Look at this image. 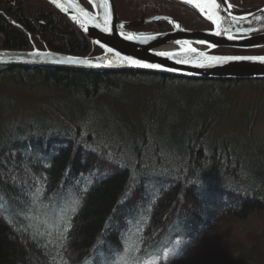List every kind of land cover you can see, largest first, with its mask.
<instances>
[{
    "label": "trees",
    "instance_id": "obj_1",
    "mask_svg": "<svg viewBox=\"0 0 264 264\" xmlns=\"http://www.w3.org/2000/svg\"><path fill=\"white\" fill-rule=\"evenodd\" d=\"M230 2L236 13L264 5ZM115 3L123 19L168 13L212 27L181 0ZM35 46L102 51L49 1L0 0V48ZM4 79L55 95L45 115L9 123L1 114L0 264H264V149L251 141L255 160L249 113L242 134L216 131L245 79L0 64ZM158 85L171 86L176 104L156 99ZM138 86L155 87L139 116ZM175 239L191 241L184 255L162 257Z\"/></svg>",
    "mask_w": 264,
    "mask_h": 264
},
{
    "label": "water",
    "instance_id": "obj_2",
    "mask_svg": "<svg viewBox=\"0 0 264 264\" xmlns=\"http://www.w3.org/2000/svg\"><path fill=\"white\" fill-rule=\"evenodd\" d=\"M56 8L67 15L74 23L99 47L102 51L97 54H76L52 50L50 48H39L37 46L31 49H8L0 48V64H22L29 66L39 65H61L72 67L106 69H124L137 68L151 71H159L179 76L195 77V78H240V79H264V62L259 60H232L223 64H216L211 67H195L192 63H176L175 58H166L156 55L157 52H181L191 47L196 49L198 53H205L208 56H257L264 57V52L260 53H217L213 50L220 47H234L240 49L264 48V5L259 8L242 13H236L232 9L230 0H225V4L218 10L219 14L224 18L221 22L222 28H228L227 33L215 35L217 28L212 22V27L208 28H189L185 26L184 21L170 14H152L136 19H123L118 12L115 0H108L111 8L110 32H103L101 28L95 27V21L90 17H97V20L103 15V9L99 7L101 0H87L90 6H87L82 0H57L61 7H57L52 0H47ZM185 1L186 0H181ZM196 3L205 4L208 0H195ZM220 0H217L219 3ZM189 3V2H188ZM194 6L193 3H190ZM78 6V7H77ZM195 7V6H194ZM196 8V7H195ZM79 9L89 14L88 17L82 16ZM201 13V12H200ZM203 15V14H202ZM77 16L81 23L73 20L72 17ZM205 17V15H203ZM161 17V19H155ZM236 19L233 20L232 18ZM260 17V19H257ZM167 18V19H165ZM165 20L170 23L171 28L168 30H139L136 27L146 23ZM16 22V21H14ZM179 27H176V25ZM120 25H124L123 28ZM87 28V31H85ZM135 33L143 34L145 37L155 36L156 39L145 40L139 42L136 40H126L121 35ZM233 39H228V36ZM99 41V43H96ZM179 41L180 43H177ZM204 41V43H200ZM187 42V44H185ZM214 45V47H213ZM106 47H112L119 51L121 55L131 56L146 63L160 64V69L139 68L127 65L113 63L106 66L108 60L113 54L106 53ZM40 51L42 53H51V56L33 57L29 53ZM191 55H195L194 53ZM66 57H79L82 59H91L92 64H70L67 63ZM99 57V60L95 58ZM187 58V57H185ZM172 69V70H169Z\"/></svg>",
    "mask_w": 264,
    "mask_h": 264
},
{
    "label": "rangeland",
    "instance_id": "obj_3",
    "mask_svg": "<svg viewBox=\"0 0 264 264\" xmlns=\"http://www.w3.org/2000/svg\"><path fill=\"white\" fill-rule=\"evenodd\" d=\"M128 16L131 17L129 20L145 17ZM185 19L188 20L187 18ZM186 20H183L185 24L189 22H186ZM142 26L143 25L136 28H143ZM146 29L147 28H145V30ZM153 86L155 85L153 84ZM153 92L155 94V87L151 90V87L146 88V86H138L137 88H133L131 90V98L134 103V109H132L133 114L134 111L137 115L139 113L142 114L141 112L143 111V108H145V105L148 103L149 96L152 95ZM54 95V92L47 88L44 84H35L30 81L18 82L15 80L4 79L0 83V118L1 114L4 113L3 121L9 122L11 120H15L18 122L23 121L25 118L32 115H45L49 110L48 107L52 106L51 98H53ZM2 98H5V100ZM171 98H174L171 86L158 85L156 87V99L164 100L170 107L172 104H176V102H174ZM173 111L178 112V110L175 109H173ZM179 112L182 114L187 113V111L184 110H180ZM248 113L252 116V127L250 136L249 134H246V136H249L247 139L249 140V144L252 148L251 153L253 158L256 160L260 154L256 151L251 141L256 143L257 147H262L264 149V81L258 79L243 80L231 102V109H229L227 114H224L222 119L219 120L216 126V131L219 134L227 133L234 134L235 136L242 134V132H244V128H246L245 124L247 120L245 117ZM261 156L264 157V151ZM177 240L181 239H175L169 247L167 245L162 249V257H165L164 253L166 251H169L176 246ZM168 258L174 257L169 255ZM119 259L120 260H117V263L122 264L123 259Z\"/></svg>",
    "mask_w": 264,
    "mask_h": 264
},
{
    "label": "snow or ice",
    "instance_id": "obj_4",
    "mask_svg": "<svg viewBox=\"0 0 264 264\" xmlns=\"http://www.w3.org/2000/svg\"><path fill=\"white\" fill-rule=\"evenodd\" d=\"M53 3L57 5V7H61L59 3H57V0H52ZM186 2L193 3L194 6L201 12V14L205 15L206 19L211 21L214 25H216V32L215 35H221L223 33H227L229 31L228 28H222L221 22L223 21V17L219 14V9L225 4V0H220L219 3H217V0H208L207 3L201 4L196 3L195 0H186ZM78 7V6H77ZM99 7L103 9V15L97 20V17H90L92 21H95V27L101 28L103 32H110L112 29L110 27V19H111V8L108 3V0H101V3L99 4ZM79 12L82 16L88 17L89 14L87 12H84L83 9H79ZM73 20L77 21V23H81L77 16L72 17ZM155 19H161V17H155ZM167 19V18H165ZM233 20L236 18L233 17ZM257 19H260V17H257ZM84 25L81 23V27ZM121 28L124 27V25H120ZM176 27H179L177 24ZM85 31H87V28H85ZM121 35L126 40H136L139 42H145V40H152L156 39L155 36H149L145 37L143 34H135V33H127L124 34L121 32ZM228 39H233V36L229 35ZM96 43H99V41H96ZM177 43H180L177 41ZM200 43H204V41H200ZM187 44V42H185ZM101 47H105L104 45H101ZM214 47V45H213ZM106 53L113 54V57L109 59L108 57H105V59L108 60V64L106 66H111L113 63H118L120 65H127L132 67H139V68H149V69H160L162 68V65L160 64H152V63H146L144 61H141L139 59L133 58L131 56L121 55L119 51H116L112 47H106ZM195 55H191V54ZM156 55H159L161 57L166 58H175L176 63H192L193 61H196L193 66L195 67H211L216 64H223L228 61L232 60H251L256 61L259 60L261 62H264V57H257V56H208L205 53H198L196 49L187 47L184 49V54L182 55L181 52H157ZM30 56L33 57H45V56H51V53H42L40 51H34L32 53H29ZM187 57V58H185ZM96 60H99L100 58H95ZM67 63L70 64H92L93 61L91 59H82L79 57H66L65 58ZM172 70V69H169ZM191 243V241H176V246L169 251H166L164 253L165 258L167 259L169 255L172 257H180L184 255L185 248Z\"/></svg>",
    "mask_w": 264,
    "mask_h": 264
},
{
    "label": "flooded vegetation",
    "instance_id": "obj_5",
    "mask_svg": "<svg viewBox=\"0 0 264 264\" xmlns=\"http://www.w3.org/2000/svg\"><path fill=\"white\" fill-rule=\"evenodd\" d=\"M159 14H168V13H159ZM170 15H172V14H170ZM173 16H175V15H173ZM177 18H180V17H177ZM157 21H159L160 23L157 24L156 26H154V25H152V27L151 26H144L143 28H136V29L145 30V28H147L146 30H168L171 28V25L169 22H167L165 20H157ZM185 26H186V24H185ZM213 51L217 52V53H231V52H220V51H216V50H213Z\"/></svg>",
    "mask_w": 264,
    "mask_h": 264
}]
</instances>
